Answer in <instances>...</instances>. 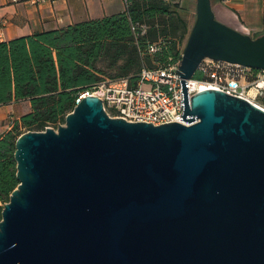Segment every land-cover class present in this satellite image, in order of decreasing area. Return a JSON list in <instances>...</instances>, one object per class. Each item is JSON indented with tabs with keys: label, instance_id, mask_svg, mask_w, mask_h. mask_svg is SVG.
<instances>
[{
	"label": "water",
	"instance_id": "obj_1",
	"mask_svg": "<svg viewBox=\"0 0 264 264\" xmlns=\"http://www.w3.org/2000/svg\"><path fill=\"white\" fill-rule=\"evenodd\" d=\"M207 57L264 69V35L197 0L177 69L190 124L131 122L89 95L57 129L23 133L0 264H264V109L217 89L190 99Z\"/></svg>",
	"mask_w": 264,
	"mask_h": 264
},
{
	"label": "trees",
	"instance_id": "obj_2",
	"mask_svg": "<svg viewBox=\"0 0 264 264\" xmlns=\"http://www.w3.org/2000/svg\"><path fill=\"white\" fill-rule=\"evenodd\" d=\"M126 5L121 13L0 42V105L31 103L0 137V221L20 183L15 153L23 133L64 124L79 94L104 75L135 84L144 67L182 57L192 29L180 13L181 0H127ZM153 43L161 46L156 53L149 51Z\"/></svg>",
	"mask_w": 264,
	"mask_h": 264
},
{
	"label": "built area",
	"instance_id": "obj_3",
	"mask_svg": "<svg viewBox=\"0 0 264 264\" xmlns=\"http://www.w3.org/2000/svg\"><path fill=\"white\" fill-rule=\"evenodd\" d=\"M2 28L0 20V37H3ZM160 49V44L153 43L149 51L156 53ZM181 60L182 57L178 60L170 57L168 63L157 68L144 67L135 84L130 78L103 79L82 91L76 105L86 96L96 95L103 99L106 111L114 117L155 125L172 121L190 124L181 119L183 94L181 76L177 71ZM188 88L190 99L203 90L217 89L246 98L264 109V69L207 57L201 62L196 75L188 79Z\"/></svg>",
	"mask_w": 264,
	"mask_h": 264
},
{
	"label": "crops",
	"instance_id": "obj_4",
	"mask_svg": "<svg viewBox=\"0 0 264 264\" xmlns=\"http://www.w3.org/2000/svg\"><path fill=\"white\" fill-rule=\"evenodd\" d=\"M192 5L193 0H181ZM216 16L233 28L253 36L264 35V0H212ZM126 0H0V20L3 22V37L8 41L30 35L36 31L65 27L90 19L124 12ZM254 37V36H253ZM22 107L18 118L31 110L30 101L0 105V137L11 126L6 114L12 106Z\"/></svg>",
	"mask_w": 264,
	"mask_h": 264
},
{
	"label": "rangeland",
	"instance_id": "obj_5",
	"mask_svg": "<svg viewBox=\"0 0 264 264\" xmlns=\"http://www.w3.org/2000/svg\"><path fill=\"white\" fill-rule=\"evenodd\" d=\"M180 13L184 15V17H186V19L188 20L190 29H192L195 24L196 18H197V0H193L192 5L182 1V6L180 7ZM189 35L190 33L187 35L184 41V47L186 46ZM253 36L258 37V36H255V34H253ZM104 76L107 78H112L111 76H109V74L104 75ZM262 100L264 101V98H262ZM21 107H22L21 105L12 106L11 113L6 114V120L4 121V124L7 123L12 127L13 122H14L13 120L18 118V115L20 113L18 110ZM1 204L4 205L3 202Z\"/></svg>",
	"mask_w": 264,
	"mask_h": 264
}]
</instances>
